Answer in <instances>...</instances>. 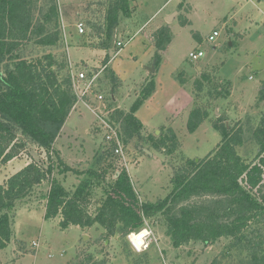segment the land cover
Wrapping results in <instances>:
<instances>
[{
  "label": "rangeland",
  "instance_id": "374dc122",
  "mask_svg": "<svg viewBox=\"0 0 264 264\" xmlns=\"http://www.w3.org/2000/svg\"><path fill=\"white\" fill-rule=\"evenodd\" d=\"M57 2L59 43L40 46L34 40L27 41L24 56L52 53L64 67L63 73L84 71L97 78L93 92L85 97L90 104L77 101L71 110L66 130L72 134L58 136L50 153L29 142L18 157L0 162V184L32 161L53 167L49 180L16 201L12 235L0 250V264H250L248 250L230 238L175 247L161 214L145 220L144 227L153 231L152 243L139 253L120 231L111 235L99 224L61 227L60 216L45 218V205L53 180L71 193L90 183L89 211L95 213L117 173L123 170L118 158L108 152L104 131L98 127L94 109L100 102H95V96L103 93L108 107L125 113L150 79L156 92L153 100L137 110V116L151 135L167 134L171 128L177 145L172 154H165L152 146L147 129L143 127L129 137L122 120H116L129 155L127 172L140 200L156 202L166 197L173 188L175 173L186 161L204 158L217 146L222 135L214 122L220 118L229 126H242L244 141L238 152L249 162L255 160L259 144L254 130L264 113V101H259L264 80V0H131L132 15L120 13L112 37L105 31L108 0ZM180 17L189 23L182 25ZM79 22L85 25L84 33L78 32ZM166 23L173 40L166 51H160L159 62L154 34L162 27L157 24ZM215 30L220 34L212 41L209 36ZM103 43L109 48H102ZM199 50L204 55L193 59L190 53ZM107 58L110 70L118 71L122 78L116 85L104 66ZM196 80H202L201 89ZM83 83H77L78 92ZM195 108L206 111L208 118L191 131L189 118ZM215 199L207 200L212 203ZM198 200L203 199L192 198Z\"/></svg>",
  "mask_w": 264,
  "mask_h": 264
},
{
  "label": "trees",
  "instance_id": "16d2710c",
  "mask_svg": "<svg viewBox=\"0 0 264 264\" xmlns=\"http://www.w3.org/2000/svg\"><path fill=\"white\" fill-rule=\"evenodd\" d=\"M131 0H108L105 31L112 37L118 26L120 13L132 15ZM0 0V162L18 157L32 142L47 153L78 100L72 75L52 53L31 58L24 56L27 41L40 46H55L60 41L59 8L57 0ZM41 4V5H40ZM46 8V9H45ZM42 16L35 20L37 16ZM182 25L189 23L180 17ZM157 48L155 57L161 60L173 36L168 26L154 34ZM102 48L108 49L106 43ZM111 71L113 85L118 77ZM160 62V61H159ZM207 76H204V78ZM206 79V78H205ZM202 80H196L199 89ZM156 90L153 79L141 89L128 112L115 109L113 118L121 119L129 137L140 133L143 124L137 110ZM222 92V88L217 90ZM259 101H264V80L259 90ZM208 118L206 111L195 108L189 118V129L195 130ZM214 127L222 139L204 158L188 159L183 169L174 175L170 193L156 202L140 200L125 168L107 190V197L95 213L89 211L90 183L71 193L61 182L53 180L46 194L45 218L61 217L60 225L83 228L101 225L109 234L117 231L127 235L144 226L145 220L158 214L164 216L175 247L191 241L205 244L230 238L250 253V264H264V113L254 130L259 150L256 159L248 161L238 152L243 141L242 126H229L216 120ZM174 131L147 137L152 146L165 154L176 149ZM171 141V144H170ZM125 142V141H124ZM109 149V148H108ZM112 153V150H108ZM63 161L60 160V164ZM69 169V168H65ZM52 166L44 167L32 161L0 184V250L12 235L13 210L17 200L25 198L36 185L49 180ZM203 200L192 201L193 197ZM216 199L209 203L207 199ZM186 202V204H181Z\"/></svg>",
  "mask_w": 264,
  "mask_h": 264
},
{
  "label": "built area",
  "instance_id": "2783aa9c",
  "mask_svg": "<svg viewBox=\"0 0 264 264\" xmlns=\"http://www.w3.org/2000/svg\"><path fill=\"white\" fill-rule=\"evenodd\" d=\"M77 28H78L79 33L85 32V25L83 22H79L77 24ZM219 34L220 32L215 30L213 34L209 36V39L213 41L217 38V36H219ZM203 55H204V52L202 50L193 51L190 53V56L193 59H199ZM96 78L97 77H95V75H93L92 77L87 76L84 71H80V72H76L72 74L73 87L78 96V100H77L78 102H82L86 105L90 104L89 100H86L85 97L88 95L90 96L91 93L93 92L92 85H94ZM79 82L85 83V84L83 83L81 92L77 91V83ZM95 97L97 100V101L95 100V102L96 103L100 102L97 108L94 109V112L97 116L98 123H99L98 127H100L104 131V140L109 145L110 149L112 150V154L116 158H118L121 166L129 171L130 169L129 167L130 161L128 159L129 155L126 150V144L122 138L119 125L112 116L114 109H112L113 107H110V106L108 107L109 104L105 102V96L103 95V93H99ZM144 230H147L149 234L141 238L143 242L140 244L139 248H137L131 243V241L129 240V236L131 234L140 235V233ZM152 233H153L152 229L143 226L141 229L129 233L127 237L133 249L140 253V252H145L150 248L151 243H152V240H151Z\"/></svg>",
  "mask_w": 264,
  "mask_h": 264
},
{
  "label": "crops",
  "instance_id": "0c3cea01",
  "mask_svg": "<svg viewBox=\"0 0 264 264\" xmlns=\"http://www.w3.org/2000/svg\"><path fill=\"white\" fill-rule=\"evenodd\" d=\"M160 26H164V25L157 24V27H158V28H159ZM165 26H168L169 29H170V31H171L170 24H167V23H166ZM171 33H172V32H171ZM172 40H173V39H172ZM165 51H166V50H165ZM110 62H112V60H111ZM148 70H149V71L151 70L150 67H148ZM116 71H117V70H116ZM117 72H118V71H117ZM117 72H115V73H116V76H117ZM117 77H118V79H121V80H122V78H121V76H120L119 74H118ZM155 92H156V90H155ZM155 92L153 93V95L155 94ZM112 94H113V93H112ZM112 97H113V96H112ZM151 100H153V96L149 97V99H147V100L145 101L144 104L149 103ZM70 114H71V113H70ZM69 116H70V115H69ZM136 116H137V112H136ZM137 118L141 121V119H140L138 116H137ZM67 121H68V118H67V120H66V122H65V124H64V126H63V128H62V130H61V132H60L59 137H60L61 134L64 133V132H67L68 136H69L70 134H72V133H70V132H68V131L66 130V127H67ZM141 123L143 124L144 128L147 129L146 131H148L149 134H150L149 128H147V126L144 124V122L141 121ZM170 129H171V128H170ZM64 134H65V133H64ZM63 148H64V150H65V146H64ZM145 150L149 152V149L145 148ZM143 151H144V150H143ZM65 153H66V151L63 152V154H65ZM71 153H72V152H71Z\"/></svg>",
  "mask_w": 264,
  "mask_h": 264
},
{
  "label": "clouds",
  "instance_id": "9594fccd",
  "mask_svg": "<svg viewBox=\"0 0 264 264\" xmlns=\"http://www.w3.org/2000/svg\"><path fill=\"white\" fill-rule=\"evenodd\" d=\"M148 234H149V233H148L147 230L142 231V232L140 233V235L131 234V235L129 236V240L131 241V243H132L135 247L139 248L140 244L143 242L141 238H142L143 236L148 235Z\"/></svg>",
  "mask_w": 264,
  "mask_h": 264
},
{
  "label": "water",
  "instance_id": "95a60500",
  "mask_svg": "<svg viewBox=\"0 0 264 264\" xmlns=\"http://www.w3.org/2000/svg\"><path fill=\"white\" fill-rule=\"evenodd\" d=\"M173 15H174V14L170 15V16L168 17V20H171V18L173 17ZM150 69H151V71L154 70V68H150Z\"/></svg>",
  "mask_w": 264,
  "mask_h": 264
}]
</instances>
